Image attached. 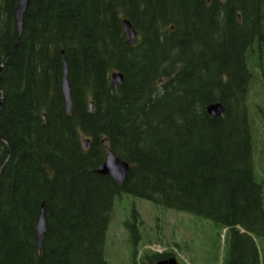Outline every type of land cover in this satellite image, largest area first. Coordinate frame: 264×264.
Listing matches in <instances>:
<instances>
[{
    "label": "trees",
    "instance_id": "16d2710c",
    "mask_svg": "<svg viewBox=\"0 0 264 264\" xmlns=\"http://www.w3.org/2000/svg\"><path fill=\"white\" fill-rule=\"evenodd\" d=\"M17 4L0 0V264H109L122 194L212 221L221 264H264L247 103L264 79V0H28L20 32ZM108 150L129 165L121 183L96 172Z\"/></svg>",
    "mask_w": 264,
    "mask_h": 264
},
{
    "label": "rangeland",
    "instance_id": "374dc122",
    "mask_svg": "<svg viewBox=\"0 0 264 264\" xmlns=\"http://www.w3.org/2000/svg\"><path fill=\"white\" fill-rule=\"evenodd\" d=\"M248 114L255 140V173L262 180L264 193V79L256 75L248 94ZM138 225L142 238L136 239V263L132 262L130 232L124 222ZM134 223V226H135ZM216 226L207 218L128 194L119 196L113 206L106 238L109 264H149L144 251H171L178 264H221L222 240L218 243ZM132 234V233H131Z\"/></svg>",
    "mask_w": 264,
    "mask_h": 264
},
{
    "label": "water",
    "instance_id": "95a60500",
    "mask_svg": "<svg viewBox=\"0 0 264 264\" xmlns=\"http://www.w3.org/2000/svg\"><path fill=\"white\" fill-rule=\"evenodd\" d=\"M28 0H18L17 8L15 10V20L19 29V32L22 29V16L26 9ZM124 30L127 34V37L130 42H133L132 36L136 35L134 29L132 28L129 21H126L124 24ZM67 73V66L65 64L63 65V78H62V95L65 103V109L67 112L71 110L72 107V101L70 97V89L68 80L66 77ZM123 80V76L121 73H113L111 76V84L117 85L121 83ZM89 110L91 109V103H89ZM206 110L209 115L211 116H218L220 115L224 109L220 102L214 101L207 105ZM90 144V141L88 139H84L82 141V146L84 148H87ZM129 165L126 161L122 160L121 158L117 157L113 151L108 150L106 152L104 161L97 167L96 172L101 175H106L112 178L115 182L121 183L125 180L128 174ZM45 212L44 208L41 206L36 227H35V238L38 247L40 248L42 245V240L44 236L45 231ZM155 264H178L176 259L174 257H168V258H162L155 262Z\"/></svg>",
    "mask_w": 264,
    "mask_h": 264
}]
</instances>
